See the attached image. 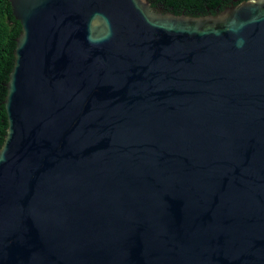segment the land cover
Returning a JSON list of instances; mask_svg holds the SVG:
<instances>
[{"label":"water","instance_id":"obj_1","mask_svg":"<svg viewBox=\"0 0 264 264\" xmlns=\"http://www.w3.org/2000/svg\"><path fill=\"white\" fill-rule=\"evenodd\" d=\"M0 264H264V0H10Z\"/></svg>","mask_w":264,"mask_h":264},{"label":"trees","instance_id":"obj_2","mask_svg":"<svg viewBox=\"0 0 264 264\" xmlns=\"http://www.w3.org/2000/svg\"><path fill=\"white\" fill-rule=\"evenodd\" d=\"M154 7L176 14L204 15L217 13L219 10L242 0H150ZM22 30L20 20L16 18L10 0H0V146L4 141L8 119L5 107L7 94L6 83L14 65L16 38Z\"/></svg>","mask_w":264,"mask_h":264}]
</instances>
